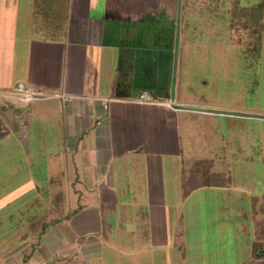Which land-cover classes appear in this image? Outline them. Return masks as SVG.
<instances>
[{
  "label": "crops",
  "instance_id": "crops-1",
  "mask_svg": "<svg viewBox=\"0 0 264 264\" xmlns=\"http://www.w3.org/2000/svg\"><path fill=\"white\" fill-rule=\"evenodd\" d=\"M43 1L45 9L0 0V169L6 164L12 179L25 173L32 124L53 126L48 115L70 113L80 124L58 125L72 130L64 138L76 172L63 184L69 212L51 216L61 189L39 199L42 209L27 215L38 232L0 241V264H251L257 240L244 231L245 214L234 229L217 205L236 139L264 147L255 133L264 132V109L186 101L173 0ZM253 60L258 79L264 60ZM19 84L43 94L26 101ZM234 116L259 126L239 134ZM223 118L225 132L215 124ZM251 195L263 210L264 192Z\"/></svg>",
  "mask_w": 264,
  "mask_h": 264
},
{
  "label": "rangeland",
  "instance_id": "rangeland-1",
  "mask_svg": "<svg viewBox=\"0 0 264 264\" xmlns=\"http://www.w3.org/2000/svg\"><path fill=\"white\" fill-rule=\"evenodd\" d=\"M202 1L205 3L204 6H201ZM173 2L177 38L175 50L178 48L177 73L185 76L183 94L186 101L195 99L200 105L231 108L234 112L250 107L264 109V63L257 79L258 70L254 67L256 64L253 60L257 58L264 60V51L258 49L262 38L264 0H205V2L173 0ZM154 3L155 1L146 3L145 6L148 4L150 7ZM196 12L198 15L201 13L198 19ZM184 13L185 21H182ZM205 15H208L207 18ZM67 115L63 113L60 119H69L72 122L71 129L80 124L78 122L81 120L79 121L73 114ZM60 119L52 113L46 120L54 124L53 126L45 125L42 120L32 124L26 141L27 152L23 157L27 158L23 164L24 168L26 167L25 173H18L12 179L11 171L7 173L6 164H3L4 169H0V241H4V245L7 244V240L17 239L20 235H24L25 238L33 237L38 232L32 227L39 220L33 218L30 220L28 216H35L34 210L37 206L42 209L41 202L44 199L54 197L49 194L51 190L57 192L62 190L56 197L57 203H54L61 207V210L47 213L50 212L51 216H60L70 206L66 201L70 196L62 192L67 191L63 184L69 182V176L76 172L73 154L68 148L69 142L64 138L70 135L72 130L61 131V125H58ZM218 120L215 124H223L220 130L225 132L227 122L224 118ZM251 124L259 126L256 121L234 116L232 126L234 130L237 128L244 130L239 133L243 134ZM255 133L264 134L260 130H256ZM236 140L238 142L230 148L234 149V158H226L229 163L231 162V173L227 176L230 186L221 188L223 191L221 195L225 196V199L217 205V210L223 221L234 218V229L235 221L239 220L235 219L245 214V223L248 225H245L244 231L249 238L258 241L252 244V248L248 246L249 249L253 250L254 247L264 249V209L261 210L262 205L251 195L258 191L264 192V150L262 151L264 147L259 149L255 147L254 141H250L252 138ZM240 143L245 146H239ZM240 151L245 154H239ZM205 160V169L209 174L214 171V164L211 158ZM207 182H210V178ZM39 199L42 201H38ZM39 216L37 215V218ZM223 230L227 231V227ZM248 263L261 264L262 260L252 255Z\"/></svg>",
  "mask_w": 264,
  "mask_h": 264
},
{
  "label": "trees",
  "instance_id": "trees-1",
  "mask_svg": "<svg viewBox=\"0 0 264 264\" xmlns=\"http://www.w3.org/2000/svg\"><path fill=\"white\" fill-rule=\"evenodd\" d=\"M44 2L45 1H43V0H36V3H37V5L40 7V8H43L44 7V9H45V4H44ZM204 2H205V0H204ZM202 4H201V6H204L205 5V3H203V1L201 2ZM113 6L114 7H116V4H113ZM202 9H203V7H202ZM122 10H124V9H122ZM41 11V10H40ZM178 11H180V10H178ZM183 11H184V9H183ZM179 13H181V12H179ZM197 14H196V18L198 19L199 18V16H200V14L198 15V12H196ZM181 15V14H180ZM208 16V15H207ZM207 16L205 15V18H207ZM180 16H178V18H179ZM180 19V18H179ZM181 20L182 21H185V13L182 15V18H181ZM207 20V19H206ZM177 39V38H176ZM252 252H253V255H255L258 259H261L262 260V263L261 264H264V249L263 248H261V247H254L253 248V250H252Z\"/></svg>",
  "mask_w": 264,
  "mask_h": 264
},
{
  "label": "built area",
  "instance_id": "built-area-1",
  "mask_svg": "<svg viewBox=\"0 0 264 264\" xmlns=\"http://www.w3.org/2000/svg\"><path fill=\"white\" fill-rule=\"evenodd\" d=\"M17 89L22 94L23 99L26 101H29L35 97L42 96L40 91L34 90L32 88H29V87H25L23 84H19Z\"/></svg>",
  "mask_w": 264,
  "mask_h": 264
},
{
  "label": "water",
  "instance_id": "water-1",
  "mask_svg": "<svg viewBox=\"0 0 264 264\" xmlns=\"http://www.w3.org/2000/svg\"><path fill=\"white\" fill-rule=\"evenodd\" d=\"M179 8H180V6H179ZM178 31H179V29H178ZM177 59H178V48L175 50V56H174V67H175V69H176L177 63H178ZM172 99H174V98H172Z\"/></svg>",
  "mask_w": 264,
  "mask_h": 264
}]
</instances>
